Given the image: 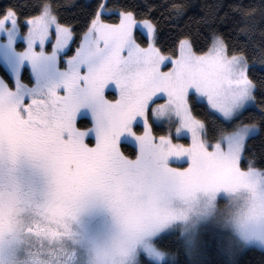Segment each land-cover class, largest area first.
Wrapping results in <instances>:
<instances>
[{"label": "snow or ice", "instance_id": "6c2138e0", "mask_svg": "<svg viewBox=\"0 0 264 264\" xmlns=\"http://www.w3.org/2000/svg\"><path fill=\"white\" fill-rule=\"evenodd\" d=\"M68 6L0 13V264H237L264 249V2L182 25L190 4L72 0L82 27ZM233 13L237 33L222 31Z\"/></svg>", "mask_w": 264, "mask_h": 264}, {"label": "trees", "instance_id": "16d2710c", "mask_svg": "<svg viewBox=\"0 0 264 264\" xmlns=\"http://www.w3.org/2000/svg\"><path fill=\"white\" fill-rule=\"evenodd\" d=\"M16 2H18V0H0V13H2L5 6H11ZM60 2L62 4L69 5L68 7L62 9L65 19L71 20L75 18V20L80 25V27H82L83 25L82 17L80 16L76 8L70 6L72 3V0H60ZM76 2L77 3H85V2L91 3L93 2V0H76ZM119 2L120 0H110V3H113V4L119 3ZM128 2L136 3L140 5H143L145 3H151V4H157V5H160V4L167 5L171 3L190 4L192 5V7L187 9V11L184 14V17L180 21V24L182 25L184 21L187 20L188 17L198 18L200 16H203L207 10L205 7H203L204 5H213L218 2H221L225 5L237 3V2L248 3L249 0H128ZM258 2H264V0H258ZM222 12H223V9L221 10V14ZM161 13H163L165 16L168 15V12H166L164 8H157V9L152 10L148 18H152V16L160 17ZM32 14H35V13H32ZM105 15L110 17L111 22H116V16L114 13L105 14ZM142 18L143 17H138V19H142ZM239 19H240L239 14L233 13L231 18L226 23L222 24L221 30L223 31L225 29H228V30H231L233 33H237L238 28L240 26L239 24H237V21ZM61 22H64V20H62ZM176 24L177 22L175 20L165 22V26H164L162 37H161L165 43H168L174 39L176 31H178V29L176 28ZM141 34L143 33L140 31H137L138 36ZM239 38L241 40L248 39V37L243 34H240ZM254 39L256 41L260 39L258 33ZM4 71H5L4 65L0 63V74H2ZM254 111H255L254 108H249L248 112L245 113V116H248L250 113ZM155 127L157 128L158 131L164 130L163 127L158 126V125H155ZM261 138H264V133L258 130V133L253 135V140L257 148L260 146ZM122 147H124L125 150L129 154H131V152L134 150L127 142H125V144H123ZM205 238L210 239L212 241V244L210 245V247H212L214 250L217 251V256L215 258L220 259L221 257L219 255V250L215 249V244H216L215 238L212 237L211 233H207ZM160 242L166 248L171 249V250L176 249V247L180 244V241L176 239V234L174 233H171L169 235H163L162 237H160ZM167 260L169 264H176V262L173 261L172 258H169ZM178 264H185L184 255H181L180 257H178ZM225 264H231V261L225 258ZM237 264H264V251L257 249V248H248L239 254L237 258Z\"/></svg>", "mask_w": 264, "mask_h": 264}, {"label": "rangeland", "instance_id": "374dc122", "mask_svg": "<svg viewBox=\"0 0 264 264\" xmlns=\"http://www.w3.org/2000/svg\"><path fill=\"white\" fill-rule=\"evenodd\" d=\"M138 31L142 32L145 36L147 35L146 32L144 31V29H143L142 27H138ZM18 43H23V41H18ZM29 72H30V68H29ZM111 91H114V89H110V92L108 93V95H109L110 97L113 96V95H115V93H114V92H111ZM156 125L161 126L159 122H157ZM161 127H163V126H161ZM256 133H258V131L255 132L253 135H255ZM91 139H94V137L91 138ZM184 142L187 143V142H190V141H189L188 139L184 138ZM176 166H186V165H179V164H178V165H176ZM94 222L97 223V224L101 223V222H102V217H97L96 220H95ZM169 234H171V233H164V234H161V237H162L163 235H169ZM248 248H257V249H260V250L264 251V249H261L259 245L249 246ZM248 248H247V249H248ZM245 250H246V249H245ZM169 258H172V257L169 256V257H167L166 259H169Z\"/></svg>", "mask_w": 264, "mask_h": 264}, {"label": "clouds", "instance_id": "9594fccd", "mask_svg": "<svg viewBox=\"0 0 264 264\" xmlns=\"http://www.w3.org/2000/svg\"><path fill=\"white\" fill-rule=\"evenodd\" d=\"M238 199L242 202L243 199H244V196L241 195L240 197H238ZM229 200H230V197L227 194L221 193L220 197H219V205H220V207L221 208L225 207L228 204Z\"/></svg>", "mask_w": 264, "mask_h": 264}]
</instances>
